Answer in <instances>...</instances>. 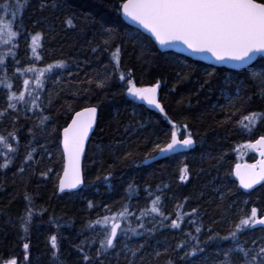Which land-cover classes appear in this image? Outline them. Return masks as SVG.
Masks as SVG:
<instances>
[{
  "label": "trees",
  "instance_id": "obj_1",
  "mask_svg": "<svg viewBox=\"0 0 264 264\" xmlns=\"http://www.w3.org/2000/svg\"><path fill=\"white\" fill-rule=\"evenodd\" d=\"M8 3L6 11L0 7V17L7 19V24L13 19L17 26L22 24L18 48L12 49L20 63L13 66L12 56H5L7 73L2 65L0 81L7 80L19 94L23 79H34L32 72L23 77L13 73L16 67L23 70L30 66L29 45L36 33L42 37L41 59L32 60L31 66L44 69L63 61L66 67L54 69L58 75L45 72L43 91L35 92L40 96L38 109L28 111L30 104H17V112L8 109L0 117V136L17 132V140L9 141L17 149L12 163L0 169V264L12 258L17 264H86L84 255L91 257V264H187L181 257L197 245L203 251L189 258L193 264H218L223 259L217 256L218 250L230 242L209 237L226 235L253 207L257 217L264 214V184L243 192L232 177L236 163L254 162L253 154L243 150L264 136V119L251 131L238 123L251 112L264 113V96L258 80L251 77L253 71L264 69V60L258 58L247 69L232 71L172 52L161 53L146 36L147 42L130 40L129 35L139 31L122 20L118 12L121 0H29L22 16L19 5L23 0ZM67 19L73 26H68ZM101 25L113 30L111 36ZM116 46L120 48L118 71L111 56ZM9 47H0V53ZM105 73L111 78L103 89L86 82ZM129 73L136 87L159 83L163 114L128 97ZM7 91L0 84V111L7 107ZM225 95L227 102H223ZM230 100L241 110L227 108ZM89 106L97 108L98 116L84 157V185L77 192L58 195L57 180L63 166L60 132L76 111ZM41 114L49 117L43 125ZM169 120L178 126L180 137L191 135L194 148L142 165L155 155L156 144L163 147L169 142ZM33 148V160L25 164V156ZM4 159L0 146V163ZM157 196L163 215L149 212L142 221L137 220ZM125 207L128 215L122 219L116 248L98 259L102 229L99 224L95 230L88 225L105 216L111 218ZM29 208L33 214L24 232L21 218ZM178 213L180 227L174 229L171 222ZM129 225L139 235H123L122 229ZM53 235L57 238L55 250L50 244ZM238 237L239 244L256 249L264 229L248 228ZM25 243L29 245L27 260ZM129 249L137 255L132 257Z\"/></svg>",
  "mask_w": 264,
  "mask_h": 264
},
{
  "label": "snow or ice",
  "instance_id": "obj_2",
  "mask_svg": "<svg viewBox=\"0 0 264 264\" xmlns=\"http://www.w3.org/2000/svg\"><path fill=\"white\" fill-rule=\"evenodd\" d=\"M28 2L29 0H23V3L19 5L21 16L23 8L27 6ZM0 7L6 11L9 7L8 0H0ZM118 12L122 14L125 20L143 30L142 32L129 35L130 40L135 39L140 42H147V38L144 37V33H147L162 48L165 46L176 47L177 45H182L191 55L204 58L211 57L215 63L227 65L232 69L245 68V66L256 60L258 56L264 58V0H121ZM65 22L68 26H73L71 19H67ZM101 26L104 28L105 34L111 36L113 30L104 27V25ZM21 28L22 24L17 26L15 19L7 25L3 19H0V46H10L8 51L0 53V65H5V56L7 55L12 56L13 66L19 65L20 61L16 58V53L12 49L18 48ZM41 39L40 33L31 35V43L29 45L32 54L29 59L30 66L23 70L20 67H16L13 73V75L19 73L21 77H23L25 72L35 74L34 79H23V91L17 94L12 90L13 85L11 83H8L7 80L0 81V84L8 90L6 93L7 107L3 111H0V117L4 116L8 109L17 112V104L24 106L30 104L31 107L28 108V111L38 109L40 105L37 104V101L40 99V96L35 94V92L36 90L43 91L45 72L53 73L54 69H64L66 67L63 61L49 64L44 69H37L31 66L32 60L39 61L41 59V56L38 54V49L41 47ZM104 43L106 45L109 44V40L105 39ZM96 50L95 48L93 49L94 52ZM119 53V46H116L115 51L111 53L113 61L116 62V71L119 70ZM5 72L7 73L6 65ZM53 74L58 75L56 73ZM130 75L129 73V78H127L128 97L133 101H141L154 107L163 114L164 109L156 99L159 83L152 87H136ZM251 77L254 80H258L261 94L264 96V69L259 72L253 71ZM110 78L111 74L105 73L102 74L101 78L89 79L86 82L89 84L95 83L97 88L103 89L107 86ZM125 79L126 77L121 74L120 80L124 81ZM30 84H34V88L30 87ZM244 103L247 104L248 101L246 100ZM243 106L241 105V108ZM226 107L235 109L236 111L241 110L231 100ZM96 119L97 108L95 106L85 107L83 110L75 112V115L71 118V123L63 128L61 133L63 175L59 177V190L61 192L66 188H77L82 183L81 156L85 152V142L89 138V133L93 129ZM261 119H264V113L251 112L248 115H244L238 123L241 127L251 131ZM47 120H49V117L41 114L40 124L43 125ZM169 123L172 124L170 142L163 147L159 144L154 146V151L159 156L175 153L180 149L187 150L194 143L190 134L186 135L182 140L179 139L178 126L170 120ZM29 131L31 132V129ZM10 140H17V132H9L8 137L0 136V146H2L5 152V159L3 163H0V169L7 168L12 163L14 158L12 154L17 151L10 144ZM248 146L259 151L260 156L264 157V136H261L254 144ZM34 151L35 148L27 153L24 159L25 164L33 160L32 152ZM156 158V156L152 157V159ZM244 168L245 171L242 172L241 166L237 164L235 169V175L239 180L241 188L247 190L252 188L254 184L264 181V159L259 162L258 171L256 165H246ZM19 171L23 172L24 167L21 166ZM181 171V179H184L185 170L182 169ZM107 179L108 177H105V180ZM25 199L31 203L27 195H25ZM159 203L160 198L157 196L152 201V206L142 211L136 219L142 221L143 217L149 212L162 216V212L157 207ZM89 206L91 207V204ZM195 211L193 209V212ZM32 214V209L29 208L27 215L21 218V228L24 232L28 231L27 225L31 221ZM127 215L128 208L125 207L123 211L113 214L110 225L108 216L88 225L89 228L95 230V225L99 224L102 229V232L99 233L102 235V239H100L99 247L96 249V257L98 259L107 254L109 250L116 248L117 243L114 241H118V229H121L120 221L121 219H125ZM180 219L181 216L178 213L177 218L172 220L171 227L174 229L179 228L180 224L178 221ZM255 225H264V218L258 219L257 209L253 207L251 214L241 217L234 227H230L226 235L220 236L216 234V236L209 237V240L212 241L230 242L227 248H220L218 250L217 256L223 257V259L218 261V264H264V238L261 239L256 249L245 248L239 244L238 234L245 232L248 228ZM139 226L143 228L144 223L141 222ZM196 231L199 232L200 228H197ZM129 232L133 235H139L136 229L130 225L122 229L123 235H127ZM92 242L94 243L95 241ZM256 243V241H253L254 245ZM50 244L52 249H57V238L55 235L50 238ZM23 247L25 259L27 260L29 245L25 243ZM141 247L143 246L141 245ZM177 247L181 248L183 245H178ZM128 251L131 252L132 257L137 255V251L132 249ZM202 251L203 249H200L197 245L191 251L185 252V256L181 257V259L186 260L187 264H193V261L189 258L195 257L198 252ZM53 255H55V252ZM156 255L159 256L160 253L157 252ZM83 259L86 264H91L90 256L84 255ZM4 264H17V260L14 258L8 259L4 261ZM130 264H134V261H130Z\"/></svg>",
  "mask_w": 264,
  "mask_h": 264
},
{
  "label": "water",
  "instance_id": "obj_3",
  "mask_svg": "<svg viewBox=\"0 0 264 264\" xmlns=\"http://www.w3.org/2000/svg\"><path fill=\"white\" fill-rule=\"evenodd\" d=\"M120 16H121L122 20L124 21V23H125L126 25H128L129 27H131V28H133V29H135V30H137V31H139V32H142V31H143L142 29H139L138 26H136V25L130 23L129 21L125 20V19L123 18L122 14H120ZM144 36H146L147 38H149V39L151 40V42L155 45V47L157 48V50H158L159 52H161V53L172 52V53H174V54H177V55H180V56H182V57L188 58V59H190V60L197 61V62L203 63L204 65H207V66H210V67H215V68H225V69L232 70V71L243 70V69H247L248 67H250V66H251V65H252V64H253L258 58H261V57L258 56V57L256 58V60H254L251 64L245 66V68H242V69H232V68L228 67L227 65H222V64H217V63H215V62L212 60L211 57L204 58V57L197 56V55H191V54L188 53V51H187L186 49H184V47H183L182 45H177L176 47H167V46H165V47L162 48L161 46H159L158 44H156L154 40H152V39L150 38L149 34L144 33ZM261 59L264 60V58H261ZM158 90H159V87L157 88V91H158ZM156 99H157V101H158V97H157V96H156ZM146 105H147V104H146ZM147 106H149V105H147ZM153 109H154L155 111H158V109H155V108H153ZM81 110H83V109H80V110H78V111H81ZM76 112H77V111H76ZM74 115H75V113L71 116V118H72ZM97 116H98V112H97ZM71 118H70L68 124L71 123ZM68 124H67V125H68ZM96 124H97V119H96V122H95V124H94V126H93V129H92V130L90 131V133H89V138H88V140L85 142V152H84V154H82V156H81V177H82V183H81L77 188H74V189H67V188H66L63 192H61V191L59 190V178H58V180H57V194H58V195L66 194V193L76 192V191L80 190V189L83 187V185H84V173H83V162H84V157H85V154H86V150H87V146H88L89 140H90V138H91V136H92V134H93V132H94V130H95V128H96ZM67 125H66V127H67ZM62 131H63V129H62L61 132H60V152H61V155H62V163H63V146H62V142H61V141H62V135H61ZM178 138H179V137H178ZM259 138H260V137L256 138V139L252 142V144H254L255 141H256L257 139H259ZM179 139H180V138H179ZM181 140H182V139H181ZM193 141H194V140H193ZM169 142H170V140H169ZM165 146H166V145H165ZM194 146H195V143H193L192 147L189 148V149H187V150L180 149V150H178V151L175 152V153H169V154H166V155H163V156H159L157 153H155L154 156L157 157L156 159H152L153 156L150 157V158H147V159H145V160L142 162V165H145V166H146V165L152 164V163H154V162H156V161H159V160L167 159V158H170V157L175 156V155H178V154L186 153V152L192 150V149L194 148ZM253 154H254V156H255V158H256L254 164H249V163H246V162H244V163H237V164H239V165L241 166V171H242V172L245 171L244 166H246V165H247V166L256 165V166H257V171L259 170V162H260L262 159H264V157H261L260 154H259V151L255 150V149L253 150ZM237 164H235V165L233 166V169H232V176H233V180H234V182L238 185V187H239L243 192H251V191L257 189L258 187H260L261 185L264 184V181H261V182H259V183H257V184H254L253 187L250 188V189L245 190V189L241 188V187H240L239 180L237 179V177H236V175H235V169H236V165H237ZM62 175H63V166H62V170H61V173H60L59 177L62 176ZM259 218H264V214H263L262 216H260ZM259 218H258V219H259ZM254 228H255V229H264V225H255Z\"/></svg>",
  "mask_w": 264,
  "mask_h": 264
},
{
  "label": "rangeland",
  "instance_id": "obj_4",
  "mask_svg": "<svg viewBox=\"0 0 264 264\" xmlns=\"http://www.w3.org/2000/svg\"><path fill=\"white\" fill-rule=\"evenodd\" d=\"M0 19H3L2 17H0ZM4 20V19H3ZM4 23L7 25V23H8V21H7V19H5L4 20ZM2 49H3V47L4 46H0ZM1 66L2 65H0V68H1ZM227 101H229V97L227 96V95H225V97H224V100H223V102H227ZM141 102V101H140ZM141 103H143V102H141ZM143 104H145V103H143ZM151 107V106H150ZM178 132V135H180V132L179 131H177ZM186 135L185 134H183V136L182 137H185ZM246 151V152H245ZM243 152H245V153H251L252 154V152H253V148H251V147H247V149H244L243 150ZM122 219H121V221H120V223H122ZM111 224V218H109V225ZM121 226H122V224H121ZM250 228H253V227H250ZM119 230L120 229H118V233H119Z\"/></svg>",
  "mask_w": 264,
  "mask_h": 264
},
{
  "label": "flooded vegetation",
  "instance_id": "obj_5",
  "mask_svg": "<svg viewBox=\"0 0 264 264\" xmlns=\"http://www.w3.org/2000/svg\"><path fill=\"white\" fill-rule=\"evenodd\" d=\"M254 162H255V160H254Z\"/></svg>",
  "mask_w": 264,
  "mask_h": 264
}]
</instances>
